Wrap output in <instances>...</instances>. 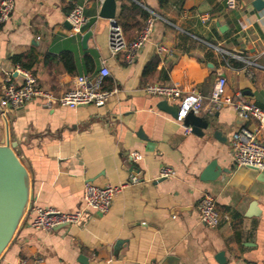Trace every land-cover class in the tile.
Returning <instances> with one entry per match:
<instances>
[{
	"label": "crops",
	"instance_id": "1",
	"mask_svg": "<svg viewBox=\"0 0 264 264\" xmlns=\"http://www.w3.org/2000/svg\"><path fill=\"white\" fill-rule=\"evenodd\" d=\"M130 1L156 15L154 31L131 64L125 50L111 52V21L99 17L104 0H14V11L0 28V98L8 79L22 85L12 60L17 55L31 67L39 88L56 97L76 88L78 76H96L103 65L111 73L104 88L114 92L102 107L46 108L37 98L10 110L8 120L0 116V145L8 134L19 143L31 178L28 210L0 264L20 259L28 264H264V182L260 172L237 168L233 161L232 139L240 129L234 108L202 112L211 127L204 136L186 134L185 125L158 108L162 99L144 90L149 84H178L183 92L208 98L223 72L227 94L241 93L243 100L263 106L264 71L254 70L253 77L247 71L254 69L248 62L264 65V9L256 10L255 0H240L234 10L227 9L226 0H169L162 9L158 0H116V20L122 3ZM76 7L88 18L82 35L65 26ZM143 26L126 32L127 42L136 40ZM87 32L92 36L83 48ZM161 46L167 52H160ZM67 51L77 62L74 73L61 61ZM227 61L230 68L224 67ZM133 152L142 160L132 161ZM212 162L218 175L202 180ZM164 167L175 175L161 178ZM133 176L139 181L113 198L108 213L85 207L86 182L122 186ZM204 194L230 220L216 228L202 224L197 205ZM35 207L84 215L66 229L36 230L31 227Z\"/></svg>",
	"mask_w": 264,
	"mask_h": 264
},
{
	"label": "built area",
	"instance_id": "2",
	"mask_svg": "<svg viewBox=\"0 0 264 264\" xmlns=\"http://www.w3.org/2000/svg\"><path fill=\"white\" fill-rule=\"evenodd\" d=\"M240 0H226V7L229 10L237 9ZM14 0H1L0 2V28L11 17L14 11ZM153 14V13H152ZM156 15L149 18L138 37L133 42H127L122 28L118 25L117 20H110L109 45L113 55L123 50L126 51V61L131 64L134 62L136 55L148 41L154 31V20ZM205 20V19H204ZM67 21L71 25V32L74 35H82L83 27L88 23L83 7H76L67 16ZM217 52L229 55L230 58L245 61L243 58L226 52L220 47L210 46ZM159 51H166L162 46ZM254 69H248L250 77L254 76V70L264 71V65L248 62ZM230 68L229 61L224 65ZM224 69V68H223ZM15 72L22 78L21 86L13 84L8 79L2 87L3 95L0 98V116L8 120L10 110L18 109L26 103L40 98L46 108H52L60 105L69 108H76L83 105H94L102 107L106 105L114 92L104 88L105 81L110 77V70L103 65L96 76L81 75L76 78V88L67 91L59 97L41 90L38 86L36 76L29 70L19 65L15 67ZM145 92L149 95L156 96L168 103L178 105V114L176 121L184 125V121L190 113L200 115L207 111L213 113L222 107L230 106L234 108L238 117L243 118L246 123L253 122L250 126H244L233 135L232 139V157L237 168H250L260 173H264V105H258L253 102L243 100L241 93L235 97L227 94V78L223 72H220L214 88L208 98L204 97L197 91L183 92L178 84H149L145 87ZM186 134L191 133V128L185 126ZM132 161L142 160V155L138 152L130 154ZM175 175L172 168L164 167L160 172L161 178H170ZM139 180L133 176L131 182L122 186L107 185L98 187L90 182L84 185V203L85 207L92 209L100 214L109 212L113 198L122 191L126 186L137 183ZM197 210L200 215L202 224L216 228L224 220H230L226 213H222L216 205L214 198L209 194H204L200 199ZM31 227L36 230L52 231L61 225H76L84 215L83 210L73 213H65L53 208H33ZM16 264H28L26 259H20Z\"/></svg>",
	"mask_w": 264,
	"mask_h": 264
},
{
	"label": "water",
	"instance_id": "3",
	"mask_svg": "<svg viewBox=\"0 0 264 264\" xmlns=\"http://www.w3.org/2000/svg\"><path fill=\"white\" fill-rule=\"evenodd\" d=\"M253 6L256 10L264 9L263 0H255ZM117 11L116 0H104L102 3L99 17L107 20H115ZM69 29L71 25L67 21L65 23ZM92 36V32H87L82 38L83 48L87 47L88 40ZM158 108L170 114L175 119L178 114V105L168 103L162 100L158 104ZM236 124L238 128H243L246 121L237 117ZM186 127H190L193 134L204 136V131L211 127V124L205 118L190 113L184 121ZM214 137L220 139V133L215 132ZM21 153L19 143L11 141L8 134L5 144L0 145V259L10 246L13 238L28 210L31 178L30 173L21 161L19 154ZM219 169L216 168L215 162H212L203 172L202 180L212 177L214 179L218 175ZM218 171V172H217ZM259 180L264 182V174L261 173ZM70 225H61L54 228V231L69 228ZM222 257L223 254H220Z\"/></svg>",
	"mask_w": 264,
	"mask_h": 264
},
{
	"label": "trees",
	"instance_id": "4",
	"mask_svg": "<svg viewBox=\"0 0 264 264\" xmlns=\"http://www.w3.org/2000/svg\"><path fill=\"white\" fill-rule=\"evenodd\" d=\"M168 2L169 0H158L159 7L161 9L166 7L168 5ZM151 16L152 14L150 12H148L146 9H144L136 2L130 1L129 5L126 2H123L120 13L117 18V23L122 28L124 35L126 37V32L130 31L131 28H138L137 26L142 27ZM22 58H23L22 55H17L14 56L12 60L15 65H19L20 67L30 71L31 67L26 64H23ZM61 61L63 62V65L70 73H74V70L77 69V62L72 51L64 52L61 55ZM150 70H151V65L144 70V74H148Z\"/></svg>",
	"mask_w": 264,
	"mask_h": 264
}]
</instances>
